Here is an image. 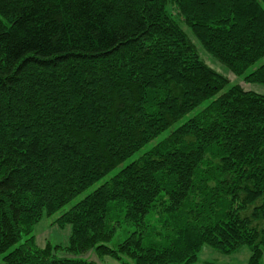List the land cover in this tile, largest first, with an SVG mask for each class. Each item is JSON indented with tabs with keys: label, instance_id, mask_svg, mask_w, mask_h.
Masks as SVG:
<instances>
[{
	"label": "trees",
	"instance_id": "16d2710c",
	"mask_svg": "<svg viewBox=\"0 0 264 264\" xmlns=\"http://www.w3.org/2000/svg\"><path fill=\"white\" fill-rule=\"evenodd\" d=\"M191 36L264 85V0H0V264H264V95ZM139 150L55 218L65 246L37 243Z\"/></svg>",
	"mask_w": 264,
	"mask_h": 264
},
{
	"label": "rangeland",
	"instance_id": "374dc122",
	"mask_svg": "<svg viewBox=\"0 0 264 264\" xmlns=\"http://www.w3.org/2000/svg\"><path fill=\"white\" fill-rule=\"evenodd\" d=\"M183 28L187 31L184 25ZM190 38L196 45L201 58L216 72L224 75L229 79L231 83L238 84L245 90H250L255 93L264 95L263 84L245 82L242 76L234 75L225 65L220 63L216 58H214L210 54H208L202 48V46L194 39V37L191 36ZM184 118H182L179 121V123L182 122ZM165 134L166 131L163 132L161 135H159L155 140L162 138ZM152 143L153 141L148 143L145 146V148H149L152 145ZM140 153L141 150L135 152L132 156L125 159L119 166H117L112 171H110L109 173L101 177L99 180L91 184L89 187L84 189L82 192L77 194L74 198H72L67 204L61 207L58 211H56L50 216L43 217L41 221H39V223L34 228V235L36 237L37 243L40 246H44L46 242H49L51 244H57L60 246H65L68 243L69 226L66 225L63 227H58L57 225L52 224L55 218L58 217L61 213H63L65 210H67L72 204H74L75 202H77L78 200L82 199L84 196L95 190L98 186L104 183L112 174L116 173L122 166L128 164L130 161L137 158ZM129 230L130 228H127L126 226L117 229L111 240L107 242V245L114 247L117 242L123 240L127 236ZM16 245H18V243ZM58 255L71 257V258L84 259L87 261L94 262L96 264H120L117 260H114L111 257L98 256L94 250H89L84 253H77V254H71L66 250H59ZM247 257H248L247 247L240 248L234 254L223 255L209 246H204L198 254V260L193 264H246Z\"/></svg>",
	"mask_w": 264,
	"mask_h": 264
}]
</instances>
